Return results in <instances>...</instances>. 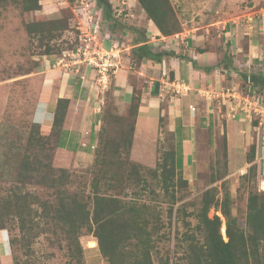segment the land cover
<instances>
[{"label": "trees", "instance_id": "obj_1", "mask_svg": "<svg viewBox=\"0 0 264 264\" xmlns=\"http://www.w3.org/2000/svg\"><path fill=\"white\" fill-rule=\"evenodd\" d=\"M41 1L0 0V12L2 8L14 5L23 14H30L41 9ZM137 1L163 35L171 36L182 30L170 0ZM98 3L105 7L103 11L112 9L109 0H98ZM68 25V18L30 19L25 22V29L34 39L46 41L42 43L46 55L60 56L62 48L52 41L61 36ZM134 44L131 61L137 67L147 60L161 62L165 55L173 53L152 49L145 33ZM250 82H253L252 86L264 87V76L251 75ZM133 85L130 120L126 122V128L123 127L118 136L110 135L107 121L125 120L126 117L110 110L102 113L94 160L85 169V175L78 179L68 168L54 165L61 131L69 113L68 98L58 99L51 127L32 122L29 129L23 131L22 138H13L14 126L1 124L0 146L8 149L0 153V182H5V186H0V230L9 229L12 234L14 264H37L32 260L30 248L37 237L46 233L57 236L60 245L63 243L68 264H85L80 239L86 234L97 239L108 264H155L153 254L157 248L154 225L151 226V206L134 198H124L130 194L128 189L135 185L141 184L144 190L149 187L145 178L138 177L141 176L138 169L145 167L130 158L142 94L137 83ZM23 138L26 141L23 142ZM223 149L227 173L225 137ZM150 171L163 192H168L169 187L175 188L176 179L183 178L175 167L174 144L165 159ZM225 175L212 177L211 183ZM240 179L258 180L257 166H251ZM227 181H222V195L218 185L203 191L201 206L195 213L198 220L195 228L191 222L184 221L186 230L177 237V246L182 253L179 256L186 264H264V190L250 191L246 227H243L234 215V199ZM237 190H240L239 185ZM177 199L176 195H171L168 209L171 217ZM211 209L216 211L214 216H210ZM180 211L184 212V208L178 207L177 212ZM223 222L227 240L221 232ZM18 250L25 252L26 258L20 257ZM160 260L163 261L161 264H170L168 255Z\"/></svg>", "mask_w": 264, "mask_h": 264}, {"label": "crops", "instance_id": "obj_2", "mask_svg": "<svg viewBox=\"0 0 264 264\" xmlns=\"http://www.w3.org/2000/svg\"><path fill=\"white\" fill-rule=\"evenodd\" d=\"M66 1L70 6V0ZM111 5L114 9L115 4ZM113 9L103 11L99 6L102 24L106 23L107 28L102 34L106 36L121 24L116 18L120 10ZM157 29H154L157 35L164 37ZM228 31L231 32H225L227 40L221 38L219 42L210 33L185 30L181 36L160 43L159 50L173 52L172 55H165L161 62L147 60L138 67L131 61L135 44L127 43L123 49L127 57L124 58L121 49L126 65L122 64L121 72L113 76V93L119 103L130 105L134 82L141 90L132 148L136 160L147 163L148 158H154L155 140L159 130H163L162 119L174 136L175 167L189 183L198 179L205 136L210 149L216 152L219 140L224 142L225 137L229 172L226 179L236 176L239 181L238 175L257 166L260 189L264 190V145L256 131V120L241 107L239 100L231 97L233 92L245 95L252 90L251 75L264 76V16L250 13L246 26L236 25ZM184 36L187 38L182 42L180 37ZM57 59V56L43 58L36 73L43 81L34 121L51 127L58 99L68 98L69 113L58 150L72 152L76 157L94 156L105 104L104 91L96 82L97 72L86 64L56 65ZM132 72L137 81H131ZM262 87L254 88H259L264 97ZM143 132L148 133L145 138L140 137Z\"/></svg>", "mask_w": 264, "mask_h": 264}, {"label": "rangeland", "instance_id": "obj_3", "mask_svg": "<svg viewBox=\"0 0 264 264\" xmlns=\"http://www.w3.org/2000/svg\"><path fill=\"white\" fill-rule=\"evenodd\" d=\"M73 1L70 0L71 4L69 6L66 0H63V2L62 0H55L54 3L48 0H42L41 9L30 14H23L21 9L14 5L2 8L0 12V126L3 122L11 123L14 126L11 132L13 138H22L23 131L26 132L30 124L36 122L34 121V111L39 100L43 81V77L36 73L39 71V65L43 58L58 55L45 54V47L42 43L44 44L46 41L31 37L25 29L26 21L30 19L59 20L68 18V28L52 42L62 48V54H67L65 58L68 60V66L73 64H86L87 66H91V64L85 61L73 63L70 60L72 57L70 58L68 55L76 51V48L81 43L78 17L76 18L72 11ZM116 1L113 0L111 2L109 0V2L115 4V8L113 9L112 7L113 10H120L116 18H118L121 24L117 26L118 28L110 36L104 34L105 37L102 33H105L107 28L106 23L102 24V14L99 13V6L103 10H105V7H102L98 3V0H93L94 5L97 7V16L101 24L100 37L102 40L111 38V41L120 43V55L122 49L124 58L127 57V52L123 51L127 43L132 45L134 40L143 37L144 33L150 40L151 48H155L156 50H159L162 46L160 44L163 43L162 40L165 42L169 37L179 36V34L181 36L185 30H192L193 32L201 34L210 33L213 35V38H217L219 42H222L221 38L227 40L225 32H231L228 29H233L236 25L242 26L243 24L246 26L248 14H258L262 8L264 9V0H170L176 16L182 24V30L171 36L164 35L162 37L157 35L154 30L156 27L155 23L147 17V14L137 0ZM180 38L184 42L183 40H186L187 37ZM167 42L169 41L167 40ZM123 56L121 58L120 68L122 64L123 66L126 65V59L124 60ZM55 63L56 65L62 66V64H58V59ZM120 68L112 73L109 85L103 90L106 104L103 106L101 113H107L110 110L115 115L117 114L123 118L126 117L125 120L116 118L107 121V133L112 136L115 134L118 136L120 130L123 127L126 128V122L130 120L128 118L129 105L119 103L113 95L115 82L113 76L118 71L121 72L122 69ZM259 68L257 69L258 72L260 70ZM132 73L130 75L131 81H137V76L134 72ZM160 126L163 127V130H159V135L157 136V140H155L154 158L152 160L148 158L146 160L147 163H142L135 159L132 149L130 152V158L143 164L145 167L138 169L141 173V176L138 177L145 178L148 181L149 187L147 190H144L141 184L135 185L136 187H133V189H128L130 190V194L129 196L124 195V198H134L139 202H146L151 206V226L154 225V237L157 248L153 254L155 264H161L163 261L160 258H164L167 255L170 257V264H186L180 258L179 255L182 253H180L177 246L179 242L177 237L181 236L186 230L184 221L191 222L192 228H195L198 223L195 213L201 206L200 200L203 191L213 185H218L220 195H222V181L226 180L229 172L227 170L226 173L222 139L219 140V147L216 152L210 149L208 141L206 140L207 136H205L206 143L201 148L199 155L200 171L198 179L193 183L188 182V184H185L183 175L179 172L183 179H176L175 188L169 187L168 192H163L158 180L152 176L150 169L155 168L159 162L165 159L167 152L173 148L174 136L166 129L162 119ZM146 134L148 135V133L143 132L140 134V137L145 138ZM24 140L25 138L22 141L24 142ZM7 149L0 146V153ZM96 149V147L93 149V155ZM137 151L140 153L138 148ZM56 154V162L54 160V165L56 167L68 168L73 173L75 179L84 176L85 169L94 160V156L76 157L74 153L65 150L63 152L58 150ZM222 174L227 175L219 178L216 183H211L212 177ZM240 176L238 175V179H240ZM235 177L228 179L227 185H229L234 199V215L238 216L240 224L246 227L248 196L250 191L256 190V188L260 189V185L257 179H253L252 182H247L241 179L236 181ZM238 185L240 190H237ZM0 186H5V182H0ZM173 194L178 199L174 207L173 216L171 217L168 209L171 195ZM178 207H183L184 212L180 211L178 213ZM215 213L216 211L214 209L210 210V216H214ZM218 213L221 214L220 212ZM193 230L195 231V229ZM221 232L227 240L225 222L222 224ZM11 235L9 229L0 230L1 264H14L13 253L15 251L10 243ZM56 237L51 233H46L36 238L30 248L31 252H33L34 257L32 256V260L34 262L37 264H68V256L63 247L64 245L63 243L60 245ZM80 240L84 248L85 264H108L100 252L97 239L93 235H83ZM17 253L23 259L26 258L24 255L25 252L22 250H18Z\"/></svg>", "mask_w": 264, "mask_h": 264}, {"label": "built area", "instance_id": "obj_4", "mask_svg": "<svg viewBox=\"0 0 264 264\" xmlns=\"http://www.w3.org/2000/svg\"><path fill=\"white\" fill-rule=\"evenodd\" d=\"M72 11L76 18L80 19L77 18L81 43L76 51L68 54L70 58L72 57L70 60L73 63L85 61L91 64L97 72L96 82L100 89L104 90L110 83L112 73L116 69L118 70L121 65L119 43L111 41L110 38L102 40L100 37L101 24L93 0H74ZM260 14L264 16L263 8L260 10ZM65 56H67L66 53L57 56L58 64L68 67V60ZM253 88L245 95L233 92L231 97L239 100L238 103L241 107L246 109L248 114L257 121L256 131L264 145V97L259 88Z\"/></svg>", "mask_w": 264, "mask_h": 264}, {"label": "clouds", "instance_id": "obj_5", "mask_svg": "<svg viewBox=\"0 0 264 264\" xmlns=\"http://www.w3.org/2000/svg\"><path fill=\"white\" fill-rule=\"evenodd\" d=\"M260 13V12H259Z\"/></svg>", "mask_w": 264, "mask_h": 264}]
</instances>
